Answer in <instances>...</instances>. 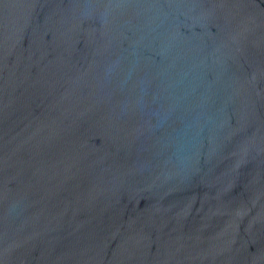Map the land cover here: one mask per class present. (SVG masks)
I'll use <instances>...</instances> for the list:
<instances>
[{
  "label": "water",
  "instance_id": "95a60500",
  "mask_svg": "<svg viewBox=\"0 0 264 264\" xmlns=\"http://www.w3.org/2000/svg\"><path fill=\"white\" fill-rule=\"evenodd\" d=\"M0 264H264V0H0Z\"/></svg>",
  "mask_w": 264,
  "mask_h": 264
}]
</instances>
